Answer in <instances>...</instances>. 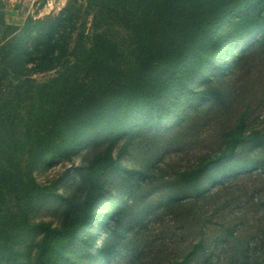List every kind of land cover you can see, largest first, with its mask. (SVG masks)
Returning <instances> with one entry per match:
<instances>
[{
  "label": "trees",
  "instance_id": "16d2710c",
  "mask_svg": "<svg viewBox=\"0 0 264 264\" xmlns=\"http://www.w3.org/2000/svg\"><path fill=\"white\" fill-rule=\"evenodd\" d=\"M2 7L0 0V13ZM229 18L231 29L215 40L214 31ZM0 25L5 27L0 42L21 32L23 48L30 52L25 65L10 64L4 44L0 46V259L6 264L18 263L22 251L17 246L37 228L43 232L38 244L41 264H60L77 242L94 257L93 264L121 261L125 253L138 255L136 223L142 217L145 221L146 210H170L201 195L207 184L259 164L240 154L244 148L264 150V133L248 130L241 119L223 134L218 155H206L180 172L178 186L159 200L147 197L168 182L147 192L144 183H134L135 177L122 184L114 202L126 204L107 222H99L107 235L95 246L84 231L99 219L107 187L123 169L121 159L133 136L115 156L120 135L138 115H154L149 122L153 126L176 115L178 107L166 102L170 94H186L188 101L224 102L212 85L193 84L218 63L226 36L243 41L264 30V0H72L57 15L30 17L23 26L7 25L0 18ZM31 58L34 67L27 66ZM224 63H218L217 70H224ZM38 70L55 72L38 80L31 74ZM89 141L107 147L82 170L84 198L67 199L60 226L32 225L30 212L52 194L38 183L34 169ZM124 193H129L127 200ZM138 202L145 207L136 209ZM203 252L200 241L170 264H190Z\"/></svg>",
  "mask_w": 264,
  "mask_h": 264
},
{
  "label": "rangeland",
  "instance_id": "374dc122",
  "mask_svg": "<svg viewBox=\"0 0 264 264\" xmlns=\"http://www.w3.org/2000/svg\"><path fill=\"white\" fill-rule=\"evenodd\" d=\"M70 1L28 0L26 4L20 3L16 7L22 16L16 20L21 24L18 26H23L35 12L40 14L37 18L57 15ZM5 4L1 0V6ZM229 20L214 31L215 40L231 29ZM4 28L0 26V34ZM23 39L19 32L0 42V46L4 44L6 48L5 57L10 64L21 62L25 65L28 62L30 52L23 48ZM28 42L29 47L32 41ZM242 54L243 58L236 64ZM31 60L28 67H34ZM223 60L226 61L225 69L219 71L218 63ZM216 61L218 63L211 66L203 79L193 86L205 88L212 85L222 92L224 102L212 98L188 101L186 94H170L166 102L178 107L176 115L158 126L149 123L155 120L154 115H138L120 135L113 147L115 156L129 135L133 136L121 159L123 169L114 185L110 182L107 187L98 207L101 212L99 219L84 231L95 246L100 245L107 235L106 227H99V222H107L119 206L124 207L126 202L115 203L114 198L120 186L131 181L132 177H135L134 183H144L146 192L168 182L167 187L151 192L147 197V200H159L165 191L178 186L180 172L195 167L206 155L219 154L217 152L222 149L223 134L228 127L234 128L244 119L248 130L264 133V30L243 41L226 36L221 56ZM54 72L38 70L31 74L33 78L46 80ZM146 124L148 126L137 129ZM106 147L107 144L97 146L92 141L80 143L66 156L34 169L38 183L48 187L52 194L41 207L30 212L32 225H61L67 199L73 196L84 198L86 195L85 188H80L82 170L95 154ZM240 155L259 164L251 170L207 184L201 195L188 197L170 210L162 206L154 212L146 210L145 221L141 222L143 217L138 220L135 229L139 232L137 243L141 253L131 256L125 253L121 261L115 263L112 258H103L101 264H170L171 261L182 260L200 241H203L204 252L190 264H264V150L244 148ZM137 170L144 174H134ZM128 196L129 193L123 195L125 200ZM134 207L140 210L145 203L138 202ZM98 234L99 238L96 237ZM42 238L43 232L38 228L26 236L17 246L22 255L16 264H41L38 244ZM91 249L96 250L95 247ZM87 252V248L77 242L67 250L60 264H93L94 257ZM0 264H6V261L0 259Z\"/></svg>",
  "mask_w": 264,
  "mask_h": 264
},
{
  "label": "crops",
  "instance_id": "0c3cea01",
  "mask_svg": "<svg viewBox=\"0 0 264 264\" xmlns=\"http://www.w3.org/2000/svg\"><path fill=\"white\" fill-rule=\"evenodd\" d=\"M5 2L6 4L1 9L0 18H3L4 22L7 25H13V26L21 25L17 23L16 21V20H20L22 17L21 14H19L20 9H17L16 7L19 6L20 3L26 4L28 0L27 1L26 0H3V3ZM33 2H35V0H33ZM38 12L40 13L41 10H39ZM35 13L36 14L33 16L34 18H37L38 16L40 17V14H37V12Z\"/></svg>",
  "mask_w": 264,
  "mask_h": 264
}]
</instances>
